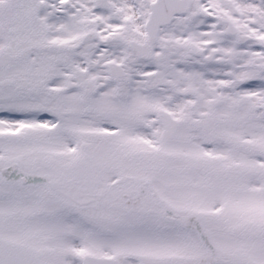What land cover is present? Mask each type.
<instances>
[{"label": "snow or ice", "instance_id": "snow-or-ice-1", "mask_svg": "<svg viewBox=\"0 0 264 264\" xmlns=\"http://www.w3.org/2000/svg\"><path fill=\"white\" fill-rule=\"evenodd\" d=\"M0 264H264V0H0Z\"/></svg>", "mask_w": 264, "mask_h": 264}]
</instances>
